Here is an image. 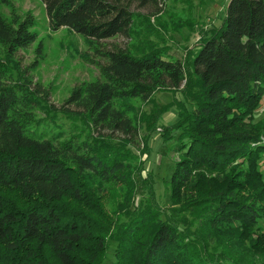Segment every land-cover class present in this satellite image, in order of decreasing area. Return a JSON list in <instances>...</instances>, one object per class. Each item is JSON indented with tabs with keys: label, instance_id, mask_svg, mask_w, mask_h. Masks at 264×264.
<instances>
[{
	"label": "trees",
	"instance_id": "trees-1",
	"mask_svg": "<svg viewBox=\"0 0 264 264\" xmlns=\"http://www.w3.org/2000/svg\"><path fill=\"white\" fill-rule=\"evenodd\" d=\"M40 1L49 29L81 36L102 63L56 109L19 67L34 18L0 12V264H103L110 248L112 264H264V0L227 1L180 58L161 30L193 31L191 9ZM167 13L159 30L151 20ZM154 133L177 154L160 183L142 159Z\"/></svg>",
	"mask_w": 264,
	"mask_h": 264
},
{
	"label": "rangeland",
	"instance_id": "rangeland-1",
	"mask_svg": "<svg viewBox=\"0 0 264 264\" xmlns=\"http://www.w3.org/2000/svg\"><path fill=\"white\" fill-rule=\"evenodd\" d=\"M226 4L227 1L224 0H168L167 11L176 12L175 16L182 17L191 9L190 19L194 24L193 31L184 28L173 37L171 36L172 38L161 30V34L167 38L168 48L171 49L169 54L180 58L181 50L188 48L197 40L196 33L200 29L207 30L210 26L219 24L224 16ZM153 10L152 7L133 8V11L139 14H148ZM0 12L7 21L20 18L27 13L34 18L37 40L30 48L18 53L19 67L27 73V78L32 81L33 87L48 96L49 103L56 109L68 99L73 89L80 87L83 83L96 80L98 65L102 63V58L92 51L81 36L66 29L51 31L40 0H8L7 5L0 7ZM151 22L155 26H160L159 30L161 27H167L166 30H170L168 13L161 15L158 23L153 20ZM115 42L123 44L122 39H117ZM154 99L156 103L164 105L170 103L172 98L169 93H160L155 95ZM122 102L127 104L129 109L144 110V105L138 99H126ZM260 105L254 114L255 120L264 119V97ZM174 121V111L163 118L165 123ZM147 145L151 151L142 156L146 171H151L158 183L164 179L169 180L173 163L177 159V154L171 151L172 144L162 142L159 135L154 133L147 140ZM142 147L141 145L136 153ZM262 173L264 174V165ZM158 187L162 188L160 184ZM157 195L163 202H167V195L164 192L157 190ZM113 260L114 256L110 248V251L105 254L103 264H112Z\"/></svg>",
	"mask_w": 264,
	"mask_h": 264
},
{
	"label": "built area",
	"instance_id": "built-area-1",
	"mask_svg": "<svg viewBox=\"0 0 264 264\" xmlns=\"http://www.w3.org/2000/svg\"><path fill=\"white\" fill-rule=\"evenodd\" d=\"M224 1H229V0H224ZM260 142L264 144V135L261 137Z\"/></svg>",
	"mask_w": 264,
	"mask_h": 264
},
{
	"label": "crops",
	"instance_id": "crops-1",
	"mask_svg": "<svg viewBox=\"0 0 264 264\" xmlns=\"http://www.w3.org/2000/svg\"><path fill=\"white\" fill-rule=\"evenodd\" d=\"M263 101V100H262ZM261 106V105H260Z\"/></svg>",
	"mask_w": 264,
	"mask_h": 264
}]
</instances>
